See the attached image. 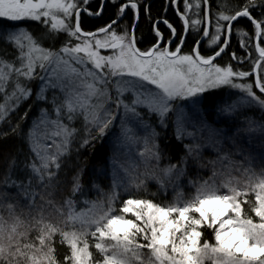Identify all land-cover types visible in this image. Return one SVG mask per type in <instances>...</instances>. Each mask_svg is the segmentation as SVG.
<instances>
[{
  "label": "snow or ice",
  "instance_id": "obj_1",
  "mask_svg": "<svg viewBox=\"0 0 264 264\" xmlns=\"http://www.w3.org/2000/svg\"><path fill=\"white\" fill-rule=\"evenodd\" d=\"M0 264H264V0H0Z\"/></svg>",
  "mask_w": 264,
  "mask_h": 264
},
{
  "label": "trees",
  "instance_id": "obj_2",
  "mask_svg": "<svg viewBox=\"0 0 264 264\" xmlns=\"http://www.w3.org/2000/svg\"><path fill=\"white\" fill-rule=\"evenodd\" d=\"M218 3L223 4L226 7H231L233 4H235L237 2V0H217ZM241 24L243 25H247V21H241ZM143 27V26H142ZM237 37H234V39H236ZM235 43V41H233ZM232 160L233 161H239L240 157L238 156H232ZM229 166V161L225 160L222 162V165H218L217 169L221 170L222 168H227ZM141 170H142V165H141ZM205 176L210 175L211 172L210 171H206L205 173H203ZM149 189L150 191H156V185L155 183H150L149 184ZM185 192H190V189H185ZM169 196L171 197V193H169Z\"/></svg>",
  "mask_w": 264,
  "mask_h": 264
},
{
  "label": "rangeland",
  "instance_id": "obj_3",
  "mask_svg": "<svg viewBox=\"0 0 264 264\" xmlns=\"http://www.w3.org/2000/svg\"><path fill=\"white\" fill-rule=\"evenodd\" d=\"M234 41H235V39H234ZM122 162L125 163L126 165L129 164V163L140 164L139 159L135 156V152H133L132 155L129 158L123 159Z\"/></svg>",
  "mask_w": 264,
  "mask_h": 264
}]
</instances>
